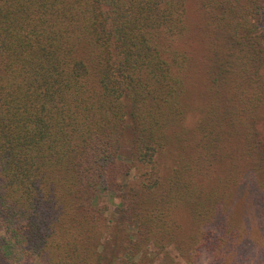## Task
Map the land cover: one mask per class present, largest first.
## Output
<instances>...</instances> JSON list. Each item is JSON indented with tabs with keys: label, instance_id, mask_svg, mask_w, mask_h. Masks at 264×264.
Returning <instances> with one entry per match:
<instances>
[{
	"label": "trees",
	"instance_id": "16d2710c",
	"mask_svg": "<svg viewBox=\"0 0 264 264\" xmlns=\"http://www.w3.org/2000/svg\"><path fill=\"white\" fill-rule=\"evenodd\" d=\"M187 1L0 0V264H264V0Z\"/></svg>",
	"mask_w": 264,
	"mask_h": 264
},
{
	"label": "rangeland",
	"instance_id": "374dc122",
	"mask_svg": "<svg viewBox=\"0 0 264 264\" xmlns=\"http://www.w3.org/2000/svg\"><path fill=\"white\" fill-rule=\"evenodd\" d=\"M194 0H188L186 2V14L189 20V25L191 28L190 34L189 36H186V41L192 44V47H190L191 49H194V45L192 42V39L194 38V34H195V27L193 26V24L195 23V21L197 20V9L195 8V4L193 2ZM262 20V25L264 26V13L261 17ZM191 62H195L194 59L191 60ZM188 76H191V82L193 83L192 86H190V100L191 101H196L199 97H202L201 94V88H202V84L204 81V76L202 71L199 69V67L195 66V65H191L188 69ZM195 113L192 112L191 109H189L186 113V117H185V121L184 123L186 125H189L193 122V117H194ZM99 200L101 202H105L108 207L110 209H112L115 205V203H117V198L114 197L112 199H108V194L105 195H101ZM235 214H237V211L235 210ZM1 232V231H0ZM150 252H153L152 249H150ZM166 253L168 255V257H170L171 259H173V263L174 264H186V262L184 260H182L176 253L175 249L170 246L166 249ZM153 260H154V264H160V260L163 258V254L162 253H158L156 255H153ZM208 259L209 256L206 252L202 253L199 258L197 259V261L194 264H208ZM28 264H31V261L28 262Z\"/></svg>",
	"mask_w": 264,
	"mask_h": 264
}]
</instances>
